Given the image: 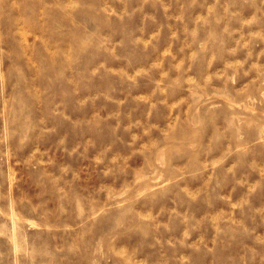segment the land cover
<instances>
[{
    "label": "rangeland",
    "instance_id": "1",
    "mask_svg": "<svg viewBox=\"0 0 264 264\" xmlns=\"http://www.w3.org/2000/svg\"><path fill=\"white\" fill-rule=\"evenodd\" d=\"M0 264H264V0H0Z\"/></svg>",
    "mask_w": 264,
    "mask_h": 264
}]
</instances>
